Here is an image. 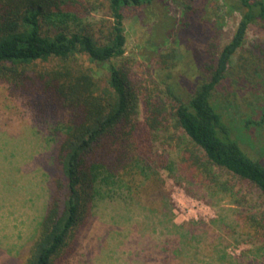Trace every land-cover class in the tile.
Wrapping results in <instances>:
<instances>
[{"label": "rangeland", "instance_id": "374dc122", "mask_svg": "<svg viewBox=\"0 0 264 264\" xmlns=\"http://www.w3.org/2000/svg\"><path fill=\"white\" fill-rule=\"evenodd\" d=\"M74 2L77 18L70 21V30L105 36L113 20L107 0ZM242 7V0H153L125 7V60L134 82L164 98L172 111L176 102L165 92L166 85L177 83L188 98L207 79L212 57L238 28ZM80 61L93 67L104 84L111 65L120 63L92 64L87 56ZM51 64L41 61L34 67ZM32 100L0 81V264L27 263L58 188L54 157L59 137L53 132L58 119L42 122ZM213 102L235 126L246 152L264 161V20L250 25ZM145 117L141 102L139 118ZM177 132L189 141L184 130ZM178 143L150 139L145 163L160 181L151 172L148 179L138 175L135 188L98 201L73 238L74 247L71 242L56 264H264V244L244 233L239 208L224 195L211 196L206 186L182 172ZM236 184L253 209H264L258 187Z\"/></svg>", "mask_w": 264, "mask_h": 264}, {"label": "trees", "instance_id": "16d2710c", "mask_svg": "<svg viewBox=\"0 0 264 264\" xmlns=\"http://www.w3.org/2000/svg\"><path fill=\"white\" fill-rule=\"evenodd\" d=\"M74 1L0 0V81L32 96L42 122L58 119L53 130L59 137L54 157L58 188L51 194L26 264H56L96 203L111 192L135 188L138 175L148 179L153 174V180L160 181L145 163L152 138L172 146L179 140L182 172L206 186L211 196L224 195L236 205L244 233L264 244V209H253L236 184L247 182L264 194V161L246 152L235 126L213 102L250 25L264 20V0H242V19L233 38L212 57L207 79L188 98L177 83L166 85L165 92L176 102L172 111L164 98L137 86L125 60L124 8L153 0H107L113 20L105 36L70 30V21L77 18ZM85 56L92 64L120 63L111 65L104 84L93 67L80 61ZM41 61L53 64L34 67ZM141 102L144 121L139 118ZM177 130H184L189 141Z\"/></svg>", "mask_w": 264, "mask_h": 264}]
</instances>
